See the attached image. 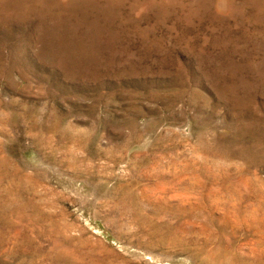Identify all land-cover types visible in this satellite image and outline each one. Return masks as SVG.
<instances>
[{
	"label": "rangeland",
	"instance_id": "1",
	"mask_svg": "<svg viewBox=\"0 0 264 264\" xmlns=\"http://www.w3.org/2000/svg\"><path fill=\"white\" fill-rule=\"evenodd\" d=\"M0 264H264V0H0Z\"/></svg>",
	"mask_w": 264,
	"mask_h": 264
}]
</instances>
